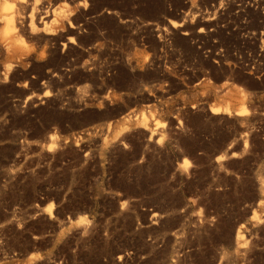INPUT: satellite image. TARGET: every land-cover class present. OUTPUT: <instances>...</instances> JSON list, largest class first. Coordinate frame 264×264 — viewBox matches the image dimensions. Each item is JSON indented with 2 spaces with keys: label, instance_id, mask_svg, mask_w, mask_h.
I'll use <instances>...</instances> for the list:
<instances>
[{
  "label": "rangeland",
  "instance_id": "374dc122",
  "mask_svg": "<svg viewBox=\"0 0 264 264\" xmlns=\"http://www.w3.org/2000/svg\"><path fill=\"white\" fill-rule=\"evenodd\" d=\"M25 2L0 0V264H264V0Z\"/></svg>",
  "mask_w": 264,
  "mask_h": 264
},
{
  "label": "bare ground",
  "instance_id": "6f19581e",
  "mask_svg": "<svg viewBox=\"0 0 264 264\" xmlns=\"http://www.w3.org/2000/svg\"><path fill=\"white\" fill-rule=\"evenodd\" d=\"M17 2H18V1H17ZM19 3H20L21 6H22V3H23V5H24V3H26V2H25V0H19ZM17 4H18V3H17ZM20 4H19V5H20ZM17 6H18V5H17ZM14 19H15V18H14Z\"/></svg>",
  "mask_w": 264,
  "mask_h": 264
}]
</instances>
